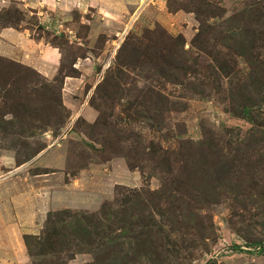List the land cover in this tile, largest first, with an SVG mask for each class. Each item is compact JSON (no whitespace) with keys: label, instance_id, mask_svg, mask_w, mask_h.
Instances as JSON below:
<instances>
[{"label":"rangeland","instance_id":"1","mask_svg":"<svg viewBox=\"0 0 264 264\" xmlns=\"http://www.w3.org/2000/svg\"><path fill=\"white\" fill-rule=\"evenodd\" d=\"M60 1L0 0L63 55L0 57V264H264V0Z\"/></svg>","mask_w":264,"mask_h":264},{"label":"crops","instance_id":"2","mask_svg":"<svg viewBox=\"0 0 264 264\" xmlns=\"http://www.w3.org/2000/svg\"><path fill=\"white\" fill-rule=\"evenodd\" d=\"M40 3V7L46 6L47 9H51L54 6V0H36ZM68 4H79L81 1L85 3L87 0H66ZM59 3L64 4V0ZM28 4V3H26ZM34 4V3H33ZM81 5V4H80ZM40 7L30 6L41 14ZM41 15H38V18ZM43 22V21H41ZM50 26L48 24L43 25L42 30H47ZM39 28V27H38ZM33 29L28 26L18 25H3L0 26V57L13 60L23 65L29 66L38 72L40 75L51 79L58 74L62 62L61 50L58 46L51 44L48 40H44L43 36H34L32 34ZM41 30V29H40ZM77 59V58H76ZM86 59H89L88 57ZM81 59L75 60L73 67L79 71L78 76H65L62 82V91L64 87L69 90H75L77 86L81 84L84 76L82 67L80 65ZM65 85V86H64ZM3 233V232H2ZM1 235V230H0Z\"/></svg>","mask_w":264,"mask_h":264},{"label":"trees","instance_id":"3","mask_svg":"<svg viewBox=\"0 0 264 264\" xmlns=\"http://www.w3.org/2000/svg\"><path fill=\"white\" fill-rule=\"evenodd\" d=\"M7 25V24H6ZM42 27H39V29H41ZM55 46H57V45H55ZM59 47V46H58ZM3 58V57H2ZM5 59H7V58H5ZM62 59H63V55H62ZM10 60V59H9ZM11 61H13V60H11ZM15 62V61H14ZM16 63H18V62H16ZM18 64H21V63H18ZM61 64H62V62H61ZM21 65H23V64H21ZM24 66H26V65H24ZM27 67H29V66H27ZM29 68H31V67H29ZM71 68L74 70V71H76L75 70V68L73 67V65L71 66ZM32 69V68H31ZM60 69H61V66H60ZM34 70V69H33ZM35 71V70H34ZM60 71V70H59ZM38 73V72H37ZM77 73V72H76ZM39 74V73H38ZM61 74H63L62 76H61V81H60V83H61V86H60V89H62V82H63V78L65 77V76H74V75H69V74H66V75H64V73H62L61 72ZM60 75V74H59ZM42 76V75H41ZM57 75H55L53 78H55ZM77 76V75H76ZM44 77V76H43ZM44 78H46V77H44ZM52 78V79H53ZM25 241H26V245L29 247V243H28V241H27V239H25ZM261 239H257V241L255 242V245H260L261 244ZM259 250H261V247L259 248Z\"/></svg>","mask_w":264,"mask_h":264}]
</instances>
